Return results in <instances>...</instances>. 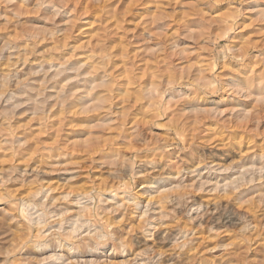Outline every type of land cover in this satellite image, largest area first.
I'll use <instances>...</instances> for the list:
<instances>
[{
  "label": "rangeland",
  "instance_id": "obj_1",
  "mask_svg": "<svg viewBox=\"0 0 264 264\" xmlns=\"http://www.w3.org/2000/svg\"><path fill=\"white\" fill-rule=\"evenodd\" d=\"M258 20L264 0H0V264H131L135 253L145 264H264ZM213 72L234 87L250 77L249 95L219 117L173 103ZM179 131L220 138L208 150L218 167L145 191L126 162ZM197 179L204 190L176 208L172 196ZM221 186L234 189L227 207L197 215ZM94 220L126 225L124 252L61 242ZM245 223L255 230L241 243Z\"/></svg>",
  "mask_w": 264,
  "mask_h": 264
},
{
  "label": "clouds",
  "instance_id": "obj_2",
  "mask_svg": "<svg viewBox=\"0 0 264 264\" xmlns=\"http://www.w3.org/2000/svg\"><path fill=\"white\" fill-rule=\"evenodd\" d=\"M11 2L12 0H9V3ZM189 89L187 93L180 95L179 101L173 103L182 102L189 112L192 110L207 111L209 114H215L218 117L223 115V112L220 111L221 108L239 104L249 94L248 88L231 86L230 82L217 72L207 75L206 81L198 80L195 85L189 83ZM230 111L239 115V112L234 108L230 109ZM183 136L184 132L179 131L175 139H157L155 143L149 141L146 148L149 155L140 158L139 155L133 154L126 162L132 172V179L140 178L145 181V191H153L162 184L171 183L173 179H179V182L183 184V178L189 174L197 175L202 170H215L218 167L213 164L212 156L208 150L223 146L220 138H215V142L198 139L189 141L181 139ZM185 153H188L189 156L186 157ZM203 190L199 186V180L197 179L192 185H184L183 191L173 195L171 202L175 204L176 208L182 209L187 206L189 200L194 199L197 191ZM231 193L232 189L230 187L221 186L217 189L213 201L201 203L193 211L197 215L202 216L210 211L209 203H215L217 207L214 211L222 212L227 206H221L220 201L230 199ZM116 195L117 193L114 192L113 196ZM134 205L135 201H126L121 207L129 208L134 207ZM116 211H118L116 207L111 209L113 213ZM187 215L189 220L195 218L192 215V211H189ZM240 219L244 220V217H240ZM94 223H98L96 230L82 231L75 236L63 235L61 242H79L89 247L107 248L111 246L115 251H120L130 242V234L125 233L126 225L123 222L115 221L108 224H100L94 220ZM249 229L255 230L254 226L249 223H245L244 227L240 229L241 243L244 242L245 234ZM191 235L195 234L192 233ZM191 235L187 236L189 241L191 240Z\"/></svg>",
  "mask_w": 264,
  "mask_h": 264
},
{
  "label": "bare ground",
  "instance_id": "obj_3",
  "mask_svg": "<svg viewBox=\"0 0 264 264\" xmlns=\"http://www.w3.org/2000/svg\"><path fill=\"white\" fill-rule=\"evenodd\" d=\"M262 13V12H261ZM255 14V13H254ZM257 17V16H256ZM260 17H261V15H260ZM262 18V17H261ZM259 21V20H258ZM257 21V25L254 23L253 24V26H252V28L253 29H250L251 30V32H253V33H260V32H262L263 31V29H264V22L263 21H259L258 22ZM242 22H244V20L242 21ZM255 42V41H254ZM253 42V43H254ZM257 48V50H264V42L263 43H258L257 41H256V43H255V49ZM57 49V48H56ZM254 49V50H255ZM244 55V54H243ZM242 56V55H241ZM242 58V57H241ZM86 59V58H85ZM88 59H89V57H88ZM92 61V60H91ZM90 63V62H89ZM92 64V63H91ZM90 65V64H89ZM92 67H94L93 65H92ZM95 68V67H94ZM244 74V73H243ZM243 74H242V76H243ZM251 74H252V77L254 76H256V71L255 70H251ZM241 76V75H240ZM249 79H250V77H248V76H246V75H244L243 77H241V79H240V81H239V85L237 84V86L238 87H245V88H249L250 87V85H249ZM253 80V79H252ZM230 81H232V80H230ZM233 83V82H232ZM234 84V83H233ZM236 85V82H235V84H234V86ZM249 95V94H248ZM234 188V187H233ZM234 190V189H233ZM232 190V191H233ZM263 191V190H262ZM233 193V192H232ZM238 193V192H237ZM261 193V192H260ZM238 194H240V192L238 193ZM234 195H236L237 196V194H234ZM233 195V196H234ZM258 195V194H257ZM213 199V198H212ZM235 199V198H234ZM199 207V206H198ZM250 208V207H249ZM149 210V209H148ZM147 210V211H148ZM252 210V209H251ZM144 213H146L145 211H143V213H140L141 214V216L144 214ZM76 217V216H75ZM224 219H226V220H224ZM222 220H224V221H230V220H232V216L231 215H226V216H223L222 217ZM150 224V223H149ZM151 226V225H150ZM147 233V232H146ZM147 237V236H146ZM185 237V236H184ZM176 241V240H175ZM183 244V243H182ZM183 245H185V244H183ZM61 246V245H60ZM129 248V247H128ZM124 249L125 248H123L122 249V252H124ZM121 251V250H120ZM127 252V251H126ZM129 253V252H128ZM135 253V252H134ZM143 253V252H142ZM120 255L122 254L121 252L119 253ZM127 254V253H126ZM130 254H132V253H130ZM146 256L144 255V253L143 254H140V253H135V254H132V257L130 258V261H132L131 262V264H145L144 263V258H145ZM149 259V258H148ZM129 260V259H128ZM141 260V262H139ZM127 261V260H126ZM143 261V262H142ZM151 261V260H150ZM127 263V262H126ZM152 263V262H151ZM149 264H150V262H149Z\"/></svg>",
  "mask_w": 264,
  "mask_h": 264
}]
</instances>
